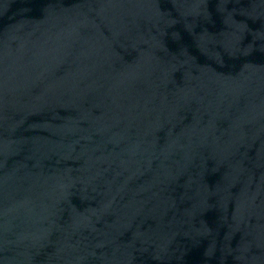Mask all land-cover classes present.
I'll list each match as a JSON object with an SVG mask.
<instances>
[{
  "label": "water",
  "instance_id": "1",
  "mask_svg": "<svg viewBox=\"0 0 264 264\" xmlns=\"http://www.w3.org/2000/svg\"><path fill=\"white\" fill-rule=\"evenodd\" d=\"M0 264H264V0H0Z\"/></svg>",
  "mask_w": 264,
  "mask_h": 264
}]
</instances>
